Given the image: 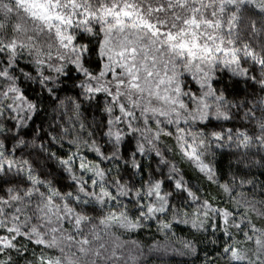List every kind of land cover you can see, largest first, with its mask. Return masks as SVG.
<instances>
[{"label": "snow or ice", "instance_id": "obj_1", "mask_svg": "<svg viewBox=\"0 0 264 264\" xmlns=\"http://www.w3.org/2000/svg\"><path fill=\"white\" fill-rule=\"evenodd\" d=\"M13 6L74 54L72 71L83 65L84 94L98 113L103 109L102 139L139 162L125 164L121 175L119 159L104 163L109 148L90 149L94 156L58 150L48 171L24 147L13 148L17 136H6L0 264H79L81 256L121 264L124 249L141 243L123 237L149 225L161 233L153 250L162 255L183 225L196 240L205 232L214 237L205 264H264V97L255 107L248 103L257 88L264 92V0H2L0 26L12 20ZM6 30L26 33L27 25ZM17 47L23 42L5 45L13 54ZM51 48L38 54L47 59ZM68 91L67 84L49 88L41 99L36 90L10 86L7 110L16 120L8 126L31 135L24 120L31 116L34 124L41 103L46 111ZM74 95L65 112L80 110V91ZM240 97L247 98L235 105L242 113L232 110ZM53 131L77 142L96 134L85 122ZM113 171L119 192L105 183ZM178 239L184 252L197 251L194 241ZM127 260L137 264L136 254L130 250Z\"/></svg>", "mask_w": 264, "mask_h": 264}, {"label": "clouds", "instance_id": "obj_2", "mask_svg": "<svg viewBox=\"0 0 264 264\" xmlns=\"http://www.w3.org/2000/svg\"><path fill=\"white\" fill-rule=\"evenodd\" d=\"M0 2H2V0H0ZM15 22L27 25V32L7 31L6 29H11L12 24ZM29 37H31V39H29ZM11 39H15L18 45L21 42L24 44V47H17L15 54L8 52L5 48V45L10 43ZM49 45H52V55L46 59L44 55L38 54V50L41 47L47 50ZM0 53H3L4 57L0 58V152L5 151V137L11 135L18 137L17 141L13 144V148L24 147L25 152L32 153L31 159L37 160L39 164L48 171H50V169L47 168L48 164H57L58 157H50L51 153L58 150L70 152L78 150L82 154L87 152L94 156V153L89 151L90 149L95 147L101 149L109 148L111 151L108 155L103 157L104 163L108 164V160L111 157L119 159V170L121 175H123V166L125 164L129 167H133L135 163L139 162L138 158L125 160L122 154V145H116L102 139L100 130L103 128L101 119L104 114L103 109L98 113L97 109L92 106L95 104V101L93 100L90 105L84 94L82 85L87 84L89 81L83 65H81L78 71H72L71 66L73 64L74 54L69 51L58 49L51 34L30 21L26 14L22 10L15 8V6H13L12 20L6 21L4 26H0ZM60 56H63V59H58ZM5 59L8 60L7 64L5 63ZM89 59H94V57H89ZM76 62L79 63L80 61L77 60ZM29 69H33L34 71H29ZM65 77H68V79H64ZM97 79H99V77H97ZM73 80H75L74 86L72 84ZM65 84L68 85L71 91L60 92V99L55 105L50 102L47 103L46 111L44 110L45 104L41 103L37 108V111L40 112V116L35 120L34 124L31 120V116H29L27 120H24V127L31 132V135L22 136L20 135L19 127L14 129L8 126L7 122L9 120H16V117L7 110L8 101L12 99V97L7 96V90L10 86L15 85L19 89H28L30 94L32 90H36L35 94L43 99L49 88L60 89L63 88ZM240 88L246 89L247 85L241 82ZM77 90L80 91V101H82L80 110L76 112L72 109H68L67 112H65L64 101L68 99L75 100L76 97L74 93ZM49 94L53 96V99L56 98L55 93ZM261 97H264V92H260L259 88H257L255 98L248 99V103L252 107H255ZM245 99L247 98L240 97L235 101L232 110L240 111L241 113L245 111L242 107L239 109L235 107L236 104L242 105ZM84 109H88V111H84ZM73 122H85L86 127L90 125L91 130L96 133L95 136L82 137L77 142L75 138H69L64 135L63 131H53L57 126H59L60 129H63L65 126L72 127ZM29 124H32L35 128L34 132L31 131V128L27 127ZM97 125H99V128H97ZM74 131L78 133L79 129L75 128ZM44 132H48L49 136L41 139ZM53 136H55L54 140H52ZM70 139L72 143L76 144L75 148L70 147ZM50 140H52L51 144L49 143ZM163 151L164 148L161 147V152ZM23 159L29 160V157L24 156ZM145 159L148 158L146 157ZM252 159L258 160L259 157L251 158L247 162L248 165H251ZM114 166L115 160L112 161L110 167ZM152 166L157 167V164L152 162ZM33 167L35 168V166ZM57 167H59V165H57ZM134 171L136 170L134 169ZM251 171L255 172L257 176L260 175L255 167H252ZM10 174H14V170L13 173ZM116 179V171H113L111 173V179L107 176L105 177V183L107 186L119 192V182H112ZM133 179H135V177ZM68 182L70 183L71 181L69 180ZM123 183L128 185L131 184V181L125 177ZM193 183L195 184L197 181L193 180ZM181 229V231L176 232L175 237L171 238L172 244L167 255H162L153 250L156 242L161 239V233L158 232L155 225H149L145 228V230H148V235L145 239H140L142 232L127 234L123 237L124 240H138L141 243L139 246L131 245L124 249V258L121 264H130V261L127 260V255L130 250L136 254L137 264H205L206 260L213 259L212 256L208 255V252L213 248V236L205 232L203 235L206 238L196 240L188 230L184 235H181L180 232L184 231L183 228ZM181 236L188 241H194L193 247L197 251L191 254L184 252L178 239ZM197 236H200V234L197 233ZM173 249H176V251H173ZM204 249H208L209 251H205ZM70 254L73 256L76 255L75 245H73L70 250ZM77 259L79 260V264H96L94 256H89L87 260L82 256Z\"/></svg>", "mask_w": 264, "mask_h": 264}, {"label": "trees", "instance_id": "obj_3", "mask_svg": "<svg viewBox=\"0 0 264 264\" xmlns=\"http://www.w3.org/2000/svg\"><path fill=\"white\" fill-rule=\"evenodd\" d=\"M91 156V154H89ZM225 165L227 164V160L225 159L224 161ZM181 228L184 229V231L180 232L181 235H184L185 232L187 231V228L185 226H180ZM148 235V230L142 231V234L140 235V239H145L147 238ZM205 251H209L208 249H204ZM209 254H211V251H209Z\"/></svg>", "mask_w": 264, "mask_h": 264}]
</instances>
